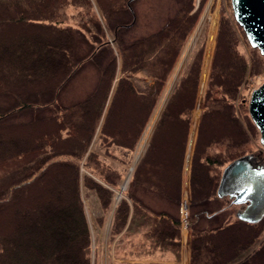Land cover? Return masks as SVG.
Masks as SVG:
<instances>
[{
	"label": "trees",
	"instance_id": "trees-1",
	"mask_svg": "<svg viewBox=\"0 0 264 264\" xmlns=\"http://www.w3.org/2000/svg\"><path fill=\"white\" fill-rule=\"evenodd\" d=\"M134 1L0 0V50L12 48L11 61L0 59V95L14 98L9 104L5 100L0 103V143L29 131L28 147H12L0 153V264H93V234L84 188L95 193L104 211L97 218L100 224L106 214H113L112 234L131 227L137 217H145L150 226L145 235L155 245L178 254L181 218L167 208L150 206L140 189L151 190L177 205L181 203L192 112L196 102H203L204 95L203 47L192 55L179 78L150 145L134 169L126 196L118 202L115 190L121 186L123 173L94 150L93 143L99 135L108 155L113 145L127 150L137 147L205 0L196 10L197 0H178V9L160 29L126 43L123 34L136 23ZM70 7L79 9L72 13L80 16L77 26L66 22ZM125 11L130 12V19L120 16ZM216 27L214 19L210 39L215 38ZM240 27L229 16L221 20L201 114L190 177L192 201L197 208L190 221L191 264H264V217L258 222L236 217L222 225L201 224L205 217L228 208L227 204L212 210L205 205L222 199L217 189L224 167L251 152L247 145L259 130L248 113L240 117L238 108L243 105L244 85L264 70V57L254 53L249 60L240 50ZM76 34L89 44L83 54L77 52ZM213 49L214 43L206 52V63ZM87 60H93L99 68L95 88L79 101L59 105L61 90ZM139 71L151 76L149 91L138 90ZM123 97L134 100L138 110L128 129L121 132L113 126ZM46 109L50 113L41 115ZM26 111L35 115L12 120ZM210 119L226 127L208 137L204 127ZM170 120L183 129L174 182L164 181L149 168L158 136ZM215 145L224 146V150L212 153ZM59 173L71 182L70 189L65 192L57 185L47 195L44 180L55 174L58 179ZM48 187L49 184L47 190ZM184 196V205H188V186ZM12 212L18 213V229L10 226ZM10 233L13 234L8 237ZM22 253L26 257L19 261L18 254Z\"/></svg>",
	"mask_w": 264,
	"mask_h": 264
},
{
	"label": "rangeland",
	"instance_id": "rangeland-1",
	"mask_svg": "<svg viewBox=\"0 0 264 264\" xmlns=\"http://www.w3.org/2000/svg\"><path fill=\"white\" fill-rule=\"evenodd\" d=\"M180 3L178 0H135L134 1V11L136 14V23L128 27L124 34V41L129 43L136 38L148 35L160 29L166 21L174 15L178 9ZM201 5V0H197L196 8ZM79 9L75 7H70L68 9L69 16L67 18V23L77 26L80 20L79 15H72L76 13ZM85 11V8L82 9ZM218 14V16L216 15ZM123 19L127 20L131 18L129 11L122 12L120 14ZM224 16H229L231 20H234L236 24L232 3L231 0H205L201 6L199 19L193 28L186 45L181 53L166 85L161 94V97L154 109V112L151 116V119L155 118V115L162 104V100L165 97L167 90L173 84L174 79L177 74L181 75L186 71L187 65L191 60L192 55L201 47H203V61H202V73L201 79L205 73V83H204V95L203 102L198 104L196 102L195 106V116L192 112L193 122L196 124V119L202 114L204 108V102L207 92L208 81L212 69L213 58L215 55V50L217 46V37L219 32V27L221 20ZM12 17V16H11ZM10 17V18H11ZM216 19V35L215 38H211V30ZM4 29V27L2 28ZM110 39H112V34L108 30ZM238 38L240 42V50L248 57L249 60H252L254 53H258L263 56L259 49H256L251 46L249 43L246 33L242 27L238 28ZM210 41V42H209ZM214 43V49L212 53L211 60L209 63H206V52L211 50ZM76 46L78 54H83L89 44L83 38L81 34H76ZM12 50V48H11ZM6 48L0 50V59L12 60L10 51ZM189 53V56L186 57ZM264 57V56H263ZM149 59V58H148ZM224 64V61H223ZM99 68L95 65L93 60H87L83 64L82 68L76 73V75L66 84V86L61 90L58 97L59 105H69L76 101H79L85 98L96 86V83L99 78ZM152 82L151 76L145 71H139L136 76L137 84H140V87L145 89H151ZM264 83V70L258 75L250 78L249 82L246 83L242 89V102L243 105L238 108V113L243 119L247 113H249V100L252 91ZM201 86V81H200ZM199 86V89H200ZM150 87V88H149ZM199 92V91H198ZM198 98V97H197ZM2 100L14 101L12 96L0 95V103ZM4 101V102H5ZM7 104V103H5ZM238 104V103H237ZM239 105V104H238ZM198 107V109H197ZM138 110L137 104L129 97L121 98L118 103V107L114 114L115 126L114 129L118 131H125L128 129L130 122L134 119L135 114ZM50 110H45L42 114H48ZM35 115L33 111H26L19 116H15L12 120H25L31 118ZM199 116V117H200ZM251 117V116H250ZM152 119V120H153ZM201 119V117L199 118ZM252 119V118H251ZM87 123V122H86ZM85 127L87 129V124ZM152 123V122H151ZM151 123L149 124L151 126ZM199 124L200 120L197 123L196 130L199 133ZM226 125V123H225ZM145 128L144 134L140 138V141L137 147L134 150H127L119 146L113 145L110 147L111 154H106L99 140V135L96 136L93 143V149L100 152L103 158L109 163L113 164L123 173V181L131 171L132 166L135 165L137 156L140 153L141 144L144 141V136L148 133L149 127ZM226 126L221 122H218L215 119H210L205 127L204 133L206 136H214L218 134L222 129H225ZM85 129V131H86ZM29 134V131L17 134V138L10 139L9 141H3L0 143V153L5 151H10L12 147H28V139L26 137ZM183 129L180 124H175L172 120L164 127L161 131L158 139L156 141V146L154 148L152 158L153 163L149 168L153 169L160 178L164 181L174 182L176 178V167L178 164V158L180 154V146L183 138ZM23 136V137H22ZM20 137V138H19ZM22 137V138H21ZM1 139V138H0ZM198 139V137H197ZM197 139L195 143L197 142ZM196 146V144H195ZM224 150V146L215 145L211 152L216 153ZM247 150H251L249 153H255L259 156L261 160L264 161V147L260 141V131L258 130L253 141L247 145ZM191 154H194L193 150ZM193 159V155H192ZM168 161L170 167L166 168ZM190 168L192 169V160H190ZM190 169V171H191ZM134 172V170H133ZM191 173V172H190ZM60 176L62 175L59 173ZM133 174V173H132ZM56 175V174H55ZM55 175L49 176L48 179L44 180V186H46L47 195H50L58 186H61L62 190L67 192L71 187V182L67 181L63 176L55 179ZM191 175V174H190ZM132 177V176H131ZM190 177V176H189ZM122 181V182H123ZM49 184L48 190L47 186ZM122 184V183H121ZM128 188V187H127ZM126 188V189H127ZM125 190L121 191V186L115 190L117 202L121 200L122 197H125ZM184 188H181V203L176 204L167 201L166 199L160 198L157 195L158 202L152 203L155 204L153 207L157 209L167 208L170 212L178 215L181 218V246L178 254L175 251L163 249L160 246H157L153 243V239L150 236H146L145 232L149 229L150 226H147V230L143 231V227H132L127 229V227L117 234L111 233V226L113 222V214L108 213L104 216L103 223H99L97 218L99 215H104L99 201L94 192L88 191L84 188V198L86 203L87 215L89 219L90 226L92 228L93 234V264H191V215L194 210H197L193 205L192 196H191V184L188 185L189 191V200L188 205H184ZM121 194L120 199L118 196ZM229 197H223L221 200H210L205 206L210 209H217L220 205H229L225 210L220 211L213 217H205L202 220L203 226H217L222 225L227 222H232L237 217V212L241 208L240 205L234 204L229 201ZM152 206V205H151ZM194 208V209H193ZM7 218V217H6ZM13 218V219H12ZM10 226L12 228L18 229L19 216L18 213H10ZM138 226V225H136ZM8 235V237L12 236ZM7 238V237H6ZM26 253L18 254L19 261L24 259ZM116 258V259H114ZM145 259V260H144ZM135 260V262H132ZM9 260H4L8 262Z\"/></svg>",
	"mask_w": 264,
	"mask_h": 264
},
{
	"label": "water",
	"instance_id": "water-1",
	"mask_svg": "<svg viewBox=\"0 0 264 264\" xmlns=\"http://www.w3.org/2000/svg\"><path fill=\"white\" fill-rule=\"evenodd\" d=\"M234 17L244 29L252 47L259 49L264 56V0H231ZM189 56V53L186 57ZM180 75L177 74L173 84L162 100L160 112L164 109L173 92ZM250 116L260 131V141L264 147V83L255 88L249 100ZM160 114H158L159 117ZM143 150L136 158L135 165L121 184V191L130 182L133 170L140 160ZM219 197H229L232 203L243 205L237 217L258 222L264 217V161L255 153H247L229 162L223 169L218 185ZM121 194L118 196L120 199Z\"/></svg>",
	"mask_w": 264,
	"mask_h": 264
},
{
	"label": "crops",
	"instance_id": "crops-1",
	"mask_svg": "<svg viewBox=\"0 0 264 264\" xmlns=\"http://www.w3.org/2000/svg\"><path fill=\"white\" fill-rule=\"evenodd\" d=\"M136 76H137V74H136ZM139 83L137 84V82H136V86H137L138 90L141 91V92H146L145 89L140 87ZM150 84H151V81H150ZM149 90L150 89H148L147 91H149ZM160 108H161V106H160ZM160 108L158 109V111H157V113L155 115L154 121L152 120L153 118L151 119V116H152L151 115L149 120H148V122H147V124H146V126H145V128L147 126H150L149 124L152 122L151 126L149 127L150 130L148 131V137H147V139H144L145 141H143V143H142L143 147H142V144H141L140 151L143 150L144 151L143 154L146 152L148 146L150 145V141H151V138H152L153 133L155 131L156 125H157V123L159 121V118H160V116L162 114L163 110L160 112ZM159 113H160V115L158 117ZM195 113L196 112H195V108H194L193 109V115L194 116H195ZM196 116L198 117L196 119V121H197L196 124L193 122V118H192L191 125H190V128H189L188 140H187V145H186V149H185V161H184L183 170H182V188H184L185 186H188L189 183H190V177H191V175H190L191 174L190 173L191 172L190 171V169H191L190 168V163H191L190 160H192V155H193V154H191V152H192V150L194 152V149H195V144H196L195 141H196V139L198 137V130H196V126H197L198 121L200 120L199 118L201 117L200 115H199L200 116L199 117L197 114H196ZM145 128H144V131H145ZM144 131H143L142 135L144 134ZM140 194L146 200V202H148V204L150 206L151 205L154 206L155 204H152V203L158 202V198H157L156 194H154V192H152L151 190L140 189ZM131 219H132V215L130 217V220ZM136 225H138V226H136ZM128 226H127V229H131L132 227H137V228L138 227H140V228L143 227L144 228L143 231H146L147 230V226H149V221L145 217H141V218L137 217L135 223H133V225H131V227H128ZM114 259H116V258H114ZM132 262H135V260H132Z\"/></svg>",
	"mask_w": 264,
	"mask_h": 264
},
{
	"label": "bare ground",
	"instance_id": "bare-ground-1",
	"mask_svg": "<svg viewBox=\"0 0 264 264\" xmlns=\"http://www.w3.org/2000/svg\"><path fill=\"white\" fill-rule=\"evenodd\" d=\"M160 114V113H159ZM158 118V117H157ZM156 120V119H155ZM153 121H154V119H153ZM155 123V122H154ZM149 130H150V128H149ZM148 130V131H149ZM152 131V130H151ZM147 137H148V133L144 136V138L143 139H147ZM145 141V140H144ZM142 147H143V144H142Z\"/></svg>",
	"mask_w": 264,
	"mask_h": 264
},
{
	"label": "flooded vegetation",
	"instance_id": "flooded-vegetation-1",
	"mask_svg": "<svg viewBox=\"0 0 264 264\" xmlns=\"http://www.w3.org/2000/svg\"><path fill=\"white\" fill-rule=\"evenodd\" d=\"M241 206V208L243 207V205H240Z\"/></svg>",
	"mask_w": 264,
	"mask_h": 264
}]
</instances>
